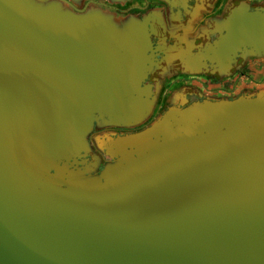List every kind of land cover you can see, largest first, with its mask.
I'll use <instances>...</instances> for the list:
<instances>
[{"label":"water","instance_id":"1","mask_svg":"<svg viewBox=\"0 0 264 264\" xmlns=\"http://www.w3.org/2000/svg\"><path fill=\"white\" fill-rule=\"evenodd\" d=\"M128 2L0 0V264H264V89L90 154L154 112L144 26L103 6ZM224 31L217 57L264 55V8Z\"/></svg>","mask_w":264,"mask_h":264},{"label":"flooded vegetation","instance_id":"2","mask_svg":"<svg viewBox=\"0 0 264 264\" xmlns=\"http://www.w3.org/2000/svg\"><path fill=\"white\" fill-rule=\"evenodd\" d=\"M99 3V2H98ZM104 8L123 19H136L144 26L153 67L145 84L152 86L154 112L136 128L99 127L89 135L91 155L100 157L99 170L113 160L98 148L105 135L122 136L141 131L172 107H186L198 101L234 100L258 91V72L263 75L264 55L231 52L217 57L216 43L226 35L224 27L240 6L251 12L264 5L249 0H131L104 3ZM92 161L91 156H88Z\"/></svg>","mask_w":264,"mask_h":264},{"label":"crops","instance_id":"3","mask_svg":"<svg viewBox=\"0 0 264 264\" xmlns=\"http://www.w3.org/2000/svg\"><path fill=\"white\" fill-rule=\"evenodd\" d=\"M251 2H256L258 4H261V5H264V0H249ZM264 62V60H261ZM263 75V73L261 71L258 72V79H259V87H258V90L260 89H264V82L260 83V78L261 76Z\"/></svg>","mask_w":264,"mask_h":264},{"label":"rangeland","instance_id":"4","mask_svg":"<svg viewBox=\"0 0 264 264\" xmlns=\"http://www.w3.org/2000/svg\"><path fill=\"white\" fill-rule=\"evenodd\" d=\"M121 5V4H120Z\"/></svg>","mask_w":264,"mask_h":264}]
</instances>
